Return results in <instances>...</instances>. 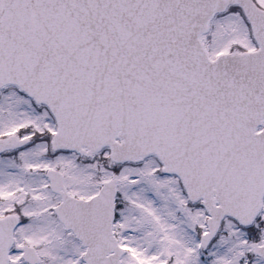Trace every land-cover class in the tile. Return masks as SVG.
Here are the masks:
<instances>
[{"label":"snow or ice","instance_id":"obj_1","mask_svg":"<svg viewBox=\"0 0 264 264\" xmlns=\"http://www.w3.org/2000/svg\"><path fill=\"white\" fill-rule=\"evenodd\" d=\"M0 264H264V0H0Z\"/></svg>","mask_w":264,"mask_h":264}]
</instances>
